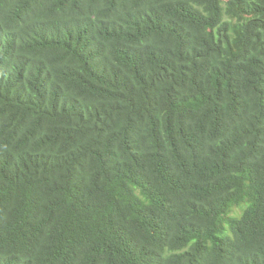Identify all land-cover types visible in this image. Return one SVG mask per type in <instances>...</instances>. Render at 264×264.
<instances>
[{"label": "trees", "instance_id": "trees-1", "mask_svg": "<svg viewBox=\"0 0 264 264\" xmlns=\"http://www.w3.org/2000/svg\"><path fill=\"white\" fill-rule=\"evenodd\" d=\"M0 264H264V0H0Z\"/></svg>", "mask_w": 264, "mask_h": 264}]
</instances>
